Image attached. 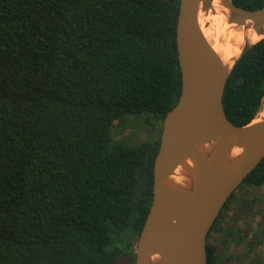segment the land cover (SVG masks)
<instances>
[{"label": "trees", "instance_id": "1", "mask_svg": "<svg viewBox=\"0 0 264 264\" xmlns=\"http://www.w3.org/2000/svg\"><path fill=\"white\" fill-rule=\"evenodd\" d=\"M178 5L0 0V264L134 263L162 120L180 93ZM263 94L264 38L228 76L227 118L250 122ZM128 118L143 138L127 120L132 131L114 137ZM241 185H264V157L211 229ZM263 239L260 221L246 244Z\"/></svg>", "mask_w": 264, "mask_h": 264}, {"label": "water", "instance_id": "2", "mask_svg": "<svg viewBox=\"0 0 264 264\" xmlns=\"http://www.w3.org/2000/svg\"><path fill=\"white\" fill-rule=\"evenodd\" d=\"M179 0L175 43L180 93L166 112L153 160L152 196L135 245L133 264H208L207 235L231 194L264 157V94L253 119L233 124L222 96L241 56L264 38L258 9L232 0ZM228 13L227 22L251 28L226 61L203 30L201 17Z\"/></svg>", "mask_w": 264, "mask_h": 264}, {"label": "rangeland", "instance_id": "3", "mask_svg": "<svg viewBox=\"0 0 264 264\" xmlns=\"http://www.w3.org/2000/svg\"><path fill=\"white\" fill-rule=\"evenodd\" d=\"M217 13L220 12L213 11L210 14L217 16ZM124 120L120 125L112 127L114 137H121L132 131V126L126 122L132 123L131 119ZM132 125V137L136 139L139 134L143 138L145 133L141 129L137 133L138 124ZM223 210L218 221L220 229H215V234L212 235L215 246H219L217 264H264V239L253 249L246 244L258 222H264V185H241ZM117 264H125V261L120 260Z\"/></svg>", "mask_w": 264, "mask_h": 264}, {"label": "bare ground", "instance_id": "4", "mask_svg": "<svg viewBox=\"0 0 264 264\" xmlns=\"http://www.w3.org/2000/svg\"><path fill=\"white\" fill-rule=\"evenodd\" d=\"M219 4L218 0H212V7ZM223 13L218 15L205 14L201 17L202 28L214 43V48L222 55L226 61L236 56L240 51V45L244 40L250 39L251 41L257 40L256 33L251 28H244L235 23L227 22L228 13L223 9ZM215 16V17H214ZM264 114V107L262 109Z\"/></svg>", "mask_w": 264, "mask_h": 264}, {"label": "flooded vegetation", "instance_id": "5", "mask_svg": "<svg viewBox=\"0 0 264 264\" xmlns=\"http://www.w3.org/2000/svg\"><path fill=\"white\" fill-rule=\"evenodd\" d=\"M222 216V215H221ZM215 233H214V229H210V231H209V233H208V235H207V240H206V247L209 245V246H215V243L213 242V237H212V235H214ZM213 253L216 255V258H217V260H218V254H219V246L217 247H213ZM211 250V249H210Z\"/></svg>", "mask_w": 264, "mask_h": 264}]
</instances>
